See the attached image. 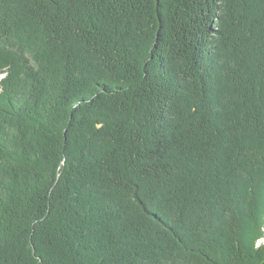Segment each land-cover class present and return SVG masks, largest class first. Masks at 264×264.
<instances>
[{"label":"trees","instance_id":"obj_1","mask_svg":"<svg viewBox=\"0 0 264 264\" xmlns=\"http://www.w3.org/2000/svg\"><path fill=\"white\" fill-rule=\"evenodd\" d=\"M0 76V264H264V0H0Z\"/></svg>","mask_w":264,"mask_h":264},{"label":"rangeland","instance_id":"obj_2","mask_svg":"<svg viewBox=\"0 0 264 264\" xmlns=\"http://www.w3.org/2000/svg\"><path fill=\"white\" fill-rule=\"evenodd\" d=\"M3 76V75H2ZM2 76H0V78L2 77ZM263 219H264V217H263ZM262 230L264 231V226L262 227ZM262 241L264 242V238L262 239ZM228 248V247H227ZM229 249V248H228Z\"/></svg>","mask_w":264,"mask_h":264}]
</instances>
